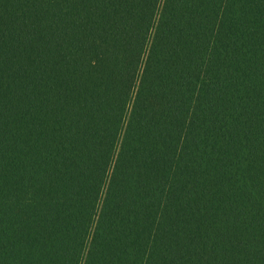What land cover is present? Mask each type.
<instances>
[{"label": "trees", "instance_id": "1", "mask_svg": "<svg viewBox=\"0 0 264 264\" xmlns=\"http://www.w3.org/2000/svg\"><path fill=\"white\" fill-rule=\"evenodd\" d=\"M0 264H264V0H0Z\"/></svg>", "mask_w": 264, "mask_h": 264}]
</instances>
